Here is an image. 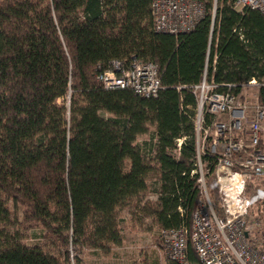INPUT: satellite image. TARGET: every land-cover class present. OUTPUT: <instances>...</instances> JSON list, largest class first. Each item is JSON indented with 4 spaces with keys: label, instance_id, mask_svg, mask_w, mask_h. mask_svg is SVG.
<instances>
[{
    "label": "trees",
    "instance_id": "16d2710c",
    "mask_svg": "<svg viewBox=\"0 0 264 264\" xmlns=\"http://www.w3.org/2000/svg\"><path fill=\"white\" fill-rule=\"evenodd\" d=\"M194 1L203 17L170 35L154 31L151 0H0V264H67L69 246L119 244L117 211L150 180L159 196L144 211L160 232L190 229L199 195L189 177L191 86L201 80L209 42L207 80L237 86L254 78L264 106V16L234 9V0ZM112 60L154 63L157 96L105 90L96 75ZM7 201L55 254L7 231ZM256 211L264 214V204ZM186 258L198 262L189 239Z\"/></svg>",
    "mask_w": 264,
    "mask_h": 264
},
{
    "label": "built area",
    "instance_id": "2783aa9c",
    "mask_svg": "<svg viewBox=\"0 0 264 264\" xmlns=\"http://www.w3.org/2000/svg\"><path fill=\"white\" fill-rule=\"evenodd\" d=\"M233 7L264 16V0H234ZM150 10L154 31L170 35L191 31L204 15L203 6L194 0H151ZM214 14L215 3L212 22ZM209 46L210 42L201 80L191 86L194 156L189 177L199 187L198 202L189 230L161 232L164 259L177 264H264V214L256 211L264 204V106L258 101L254 78L237 86L207 80ZM96 80L105 90L129 89L145 97H156L161 88L152 62L134 60L125 65L112 60L108 68L99 69ZM182 141L176 140V153ZM188 239L197 263L186 258Z\"/></svg>",
    "mask_w": 264,
    "mask_h": 264
},
{
    "label": "rangeland",
    "instance_id": "374dc122",
    "mask_svg": "<svg viewBox=\"0 0 264 264\" xmlns=\"http://www.w3.org/2000/svg\"><path fill=\"white\" fill-rule=\"evenodd\" d=\"M150 135L151 132L138 136L136 145L147 142ZM157 188L155 180H150L145 193L133 197L117 211L115 221L120 234L119 244L111 245L107 249H81L80 252L69 246L67 264H74L76 256L81 264H164L161 232L153 222L152 215L144 211L159 196ZM7 205L11 213V223L7 226V231L19 234L27 246L39 245L55 254L56 248L41 238L40 228L23 222L22 209L11 201H7Z\"/></svg>",
    "mask_w": 264,
    "mask_h": 264
}]
</instances>
